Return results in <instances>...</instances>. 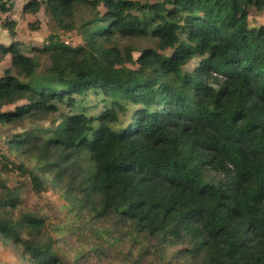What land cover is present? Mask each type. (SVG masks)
Wrapping results in <instances>:
<instances>
[{
	"label": "trees",
	"instance_id": "1",
	"mask_svg": "<svg viewBox=\"0 0 264 264\" xmlns=\"http://www.w3.org/2000/svg\"><path fill=\"white\" fill-rule=\"evenodd\" d=\"M13 3L0 130L53 129L3 138L0 239L25 264H264V0H29L42 46ZM47 191L55 222L28 203Z\"/></svg>",
	"mask_w": 264,
	"mask_h": 264
},
{
	"label": "rangeland",
	"instance_id": "2",
	"mask_svg": "<svg viewBox=\"0 0 264 264\" xmlns=\"http://www.w3.org/2000/svg\"><path fill=\"white\" fill-rule=\"evenodd\" d=\"M29 0H13V7L11 11L8 13V18L11 21H14L16 24L15 30V38L14 40L21 41L23 44L28 46H42L47 42L48 37L51 34L58 33L54 28V23L51 17L44 12L43 9H40L36 14H25L22 12L23 5L27 3ZM37 1V0H36ZM5 16L0 15V22L3 20ZM248 25L250 27H258L264 25V9L261 11H257L254 8H250L248 12ZM62 31L59 32V39L63 42L64 40H69V44H74V47L81 44L80 37L70 34L75 38H67L65 39V35H62ZM6 31L3 29L0 23V41L7 40L5 35ZM7 34V33H6ZM8 36V35H7ZM64 43V42H63ZM144 44H140L143 46ZM71 46V45H68ZM4 62V61H3ZM41 67L44 68L46 65V60H40ZM5 64H0V73L6 69L4 68ZM190 69V68H188ZM0 74V75H1ZM94 103L93 97L88 98L85 103L80 104L79 108H90ZM60 113H66L67 109L59 105ZM92 110H90L91 112ZM97 110H93L96 112ZM92 112V113H93ZM56 121L58 120V115L55 116ZM52 125L47 122L37 123L34 125H28L24 127H14L10 129L0 130V146L3 147L4 137H10L17 132H21L28 129H36L38 132L42 133V131L51 130ZM30 199H28V203L30 205H38L39 207H43L49 214L52 222L58 221V219L63 218V210L61 206L64 205V202L51 191L44 192L40 195H29ZM11 251V252H10ZM25 264L18 252L10 248L8 244L0 239V264Z\"/></svg>",
	"mask_w": 264,
	"mask_h": 264
},
{
	"label": "crops",
	"instance_id": "3",
	"mask_svg": "<svg viewBox=\"0 0 264 264\" xmlns=\"http://www.w3.org/2000/svg\"><path fill=\"white\" fill-rule=\"evenodd\" d=\"M5 35H6V37H7V40H1L0 41V44H2V45H8L9 44V42H10V37H8L7 36V34L5 33ZM75 38V37H74ZM19 40V39H18ZM21 42V41H20ZM36 46H40V45H36ZM5 64V66H4V68H7L8 67V62L7 61H4V62H1L0 64ZM1 74V73H0ZM6 263H8V264H11V262H8L7 260H6Z\"/></svg>",
	"mask_w": 264,
	"mask_h": 264
},
{
	"label": "built area",
	"instance_id": "4",
	"mask_svg": "<svg viewBox=\"0 0 264 264\" xmlns=\"http://www.w3.org/2000/svg\"><path fill=\"white\" fill-rule=\"evenodd\" d=\"M62 35H65V39H67V38H74L73 36L70 35V33H62ZM63 42H64V44L67 45V46H68V45H71V46H69V47H74V44H69V40H64ZM44 44H47V42L44 43Z\"/></svg>",
	"mask_w": 264,
	"mask_h": 264
}]
</instances>
